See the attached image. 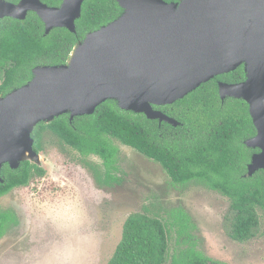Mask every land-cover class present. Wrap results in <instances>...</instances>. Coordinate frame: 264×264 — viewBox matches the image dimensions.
<instances>
[{
    "label": "water",
    "instance_id": "95a60500",
    "mask_svg": "<svg viewBox=\"0 0 264 264\" xmlns=\"http://www.w3.org/2000/svg\"><path fill=\"white\" fill-rule=\"evenodd\" d=\"M84 1L49 6L0 0V20L35 12L46 34L58 27L75 33ZM116 1L121 15L87 33L67 63L34 67L26 84L0 97V182L5 164L41 166L32 137L41 122L91 115L114 100L122 110L177 125L154 105L173 104L240 66L246 79L220 83L219 93L249 104L257 134L246 145L261 151L253 154L247 175L264 170V0Z\"/></svg>",
    "mask_w": 264,
    "mask_h": 264
},
{
    "label": "trees",
    "instance_id": "16d2710c",
    "mask_svg": "<svg viewBox=\"0 0 264 264\" xmlns=\"http://www.w3.org/2000/svg\"><path fill=\"white\" fill-rule=\"evenodd\" d=\"M45 1L50 5L61 2ZM122 11L116 0H86L75 33L58 27L46 34L44 23L32 12L24 20H0V95L26 84L38 65L67 63L73 48L87 33L115 20ZM232 74L243 76L244 71L238 68ZM159 108L179 124L149 119L107 100L91 115L71 120L69 114H64L49 123H39L32 133L34 149L40 152L44 134L54 133L82 155L102 158L105 182L109 183L115 178L110 172L118 160L119 151L113 144L117 140L159 163L173 186L184 188L200 183L227 196L234 212L230 236L240 242L254 237L260 227L259 211L264 215V170L247 175L252 156L257 153L245 142L257 131L248 104L242 100L222 103L218 86L211 79L183 99ZM45 173L42 166L30 161L22 162L17 169L5 164L1 170L4 182H0V198ZM163 212L164 215L131 214L107 264H166L169 257L171 264L212 261L198 249L197 228L185 210L178 207ZM17 222L13 211L0 208V239ZM171 233L175 247L170 256Z\"/></svg>",
    "mask_w": 264,
    "mask_h": 264
},
{
    "label": "rangeland",
    "instance_id": "374dc122",
    "mask_svg": "<svg viewBox=\"0 0 264 264\" xmlns=\"http://www.w3.org/2000/svg\"><path fill=\"white\" fill-rule=\"evenodd\" d=\"M113 144L118 164L108 183L99 156L82 155L56 134H44L45 175L0 198V208L18 219L0 239V264H107L131 214L164 215L178 207L195 223L198 249L206 256L223 264H264L261 211L256 237L236 241L227 196L200 183L175 187L159 163L117 140ZM174 238L171 233L170 256Z\"/></svg>",
    "mask_w": 264,
    "mask_h": 264
},
{
    "label": "flooded vegetation",
    "instance_id": "af4514ba",
    "mask_svg": "<svg viewBox=\"0 0 264 264\" xmlns=\"http://www.w3.org/2000/svg\"><path fill=\"white\" fill-rule=\"evenodd\" d=\"M43 3H45V4H47V5H49V6H60L61 4H62V2H63V0H61V2L58 4V5H50V4H48L45 0H41ZM86 1V0H85ZM84 1V2H85ZM84 4V3H83ZM30 13V12H29ZM28 13V14H29ZM32 13H35V12H32ZM36 14V13H35ZM28 16V15H27ZM27 18V17H26ZM78 20V19H77ZM77 20H76V22H77ZM44 27H45V25H44ZM238 68H242L243 69V71H244V67L243 66H240V67H238ZM237 68V69H238ZM236 69V70H237ZM236 70H234V71H231V72H229V73H223V74H219V75H217L213 80H214V82H215V84L218 86V95H219V98H220V100H221V102L222 103H224V102H226L227 100H242V101H244L245 103H247V101H245L244 99H241V98H236V97H231V96H227V97H225L224 99H222L221 98V96H220V93H219V84L220 83H229V84H236V83H240V82H242V81H244L245 79H246V77H245V72H244V75L243 76H239V75H234V74H232V72H235ZM232 74V75H231ZM2 95H0V97H1ZM174 104V103H173ZM248 104V103H247ZM168 105H171V104H168ZM162 106H167V105H162ZM159 107H161V106H159V105H154V108L156 109V110H160V111H163L164 112V110L162 109V108H159ZM248 108H249V104H248ZM170 117V116H169ZM174 119V118H173ZM177 121V120H176ZM179 124V123H178ZM177 124V125H178ZM174 125V124H173ZM177 125H174V126H177ZM256 134H257V131H256ZM246 142V141H245ZM121 143V142H120ZM122 144V143H121ZM253 149H257V152H260L261 150L259 149V148H253ZM255 153V152H254ZM102 159V158H101ZM149 159V158H148ZM103 160V159H102ZM153 161V160H152ZM153 162H155V161H153ZM157 163V162H156ZM115 166L111 169V176L114 178V176L112 175L113 174V171L116 169V165L118 164V160L117 161H115ZM115 179V178H114ZM113 180V179H112ZM261 222V221H260ZM263 233H264V230H263ZM254 237H256V235L254 236ZM254 237H252L251 239H253ZM251 239H249V240H251ZM249 240H247V241H249ZM237 241V240H236ZM240 242V241H239ZM246 242V241H245ZM210 258V257H209ZM211 259V258H210ZM212 261H210L208 264H223V263H221V262H218V261H216V260H213V259H211Z\"/></svg>",
    "mask_w": 264,
    "mask_h": 264
}]
</instances>
